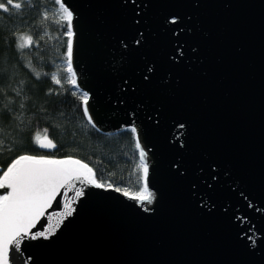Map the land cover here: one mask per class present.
<instances>
[{"label":"water","instance_id":"95a60500","mask_svg":"<svg viewBox=\"0 0 264 264\" xmlns=\"http://www.w3.org/2000/svg\"><path fill=\"white\" fill-rule=\"evenodd\" d=\"M62 3L89 116L136 128L151 202L75 181L8 264H264V0Z\"/></svg>","mask_w":264,"mask_h":264},{"label":"trees","instance_id":"16d2710c","mask_svg":"<svg viewBox=\"0 0 264 264\" xmlns=\"http://www.w3.org/2000/svg\"><path fill=\"white\" fill-rule=\"evenodd\" d=\"M26 4L19 14L0 12V175L20 155L72 157L93 168L98 182L130 193L140 191L145 181L137 168L139 149L131 128L112 134L93 128L83 114L82 92L50 80L57 66H66L67 27L55 22L59 6L55 0H26ZM20 32L34 37L33 48L16 49L13 33ZM36 72L41 73L39 78ZM21 102H25L23 110ZM21 127L23 131L18 132ZM45 128L57 144L51 152L32 143L37 133L43 137Z\"/></svg>","mask_w":264,"mask_h":264},{"label":"snow or ice","instance_id":"6c2138e0","mask_svg":"<svg viewBox=\"0 0 264 264\" xmlns=\"http://www.w3.org/2000/svg\"><path fill=\"white\" fill-rule=\"evenodd\" d=\"M59 6L56 23L61 26L66 24L67 31V50L64 55L66 66H57L56 71L50 74V80L53 84L60 86L62 84L70 85L73 89L77 88V75L73 70V13L68 7L62 3V0H55ZM26 0H0V12L19 14L23 11ZM44 19L47 20V14H44ZM15 47L18 51L23 52L25 49H31L37 43L31 34L20 32L13 33ZM66 73L63 78L59 73ZM36 77L39 78L41 73L36 72ZM17 96L21 95V91H17ZM76 96V92H72ZM85 105L83 114L88 118V124L95 128L92 118L89 116L88 93L84 92L79 97ZM11 103V101H10ZM19 108H25V102H21ZM3 118V114H0ZM17 119V116H13ZM23 119H20V125H23ZM22 127L18 132H22ZM130 131L135 136L136 128L132 127ZM40 149H55L57 144L48 136V129L45 128L43 137L37 133L32 140ZM135 147L140 149L139 142ZM140 162L137 168L141 172L140 179L145 181L144 186L140 191L130 193L124 190L123 194L129 196L136 201L151 202V193L148 191L146 179L148 175V166L145 161V152H139ZM79 181L83 184L92 185L96 188L109 187L111 184L98 182L95 178L93 168L87 163H83L79 159L68 157L65 159L51 158L49 155H20L11 160L7 169L0 175V189H8L6 194L0 195V264H8V247L15 244L19 248V238L28 234L29 229L36 225V222L44 215L45 209L51 207L53 200L62 188L74 186V182ZM116 191H121L116 188ZM81 190L76 191V196L82 195ZM65 213L71 215V207L69 203L65 204ZM50 225L47 232H51ZM44 232L36 233L32 236H44Z\"/></svg>","mask_w":264,"mask_h":264}]
</instances>
